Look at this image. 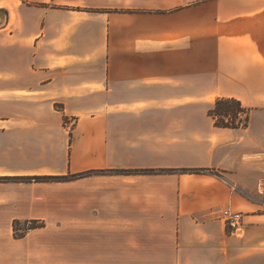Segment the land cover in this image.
<instances>
[{
    "label": "crops",
    "instance_id": "crops-1",
    "mask_svg": "<svg viewBox=\"0 0 264 264\" xmlns=\"http://www.w3.org/2000/svg\"><path fill=\"white\" fill-rule=\"evenodd\" d=\"M0 264H264V0H0Z\"/></svg>",
    "mask_w": 264,
    "mask_h": 264
},
{
    "label": "trees",
    "instance_id": "trees-1",
    "mask_svg": "<svg viewBox=\"0 0 264 264\" xmlns=\"http://www.w3.org/2000/svg\"><path fill=\"white\" fill-rule=\"evenodd\" d=\"M210 115L216 120V126L220 128H241L247 127L249 123L248 112L242 108L240 102L234 99H220L214 107L210 110ZM198 172V171H196ZM127 173H151V171H131ZM36 181H65L68 178H36ZM30 181V179H29ZM22 224L16 223L14 225L15 234L18 238L24 237L25 233H20ZM42 224L33 223L27 230L41 227Z\"/></svg>",
    "mask_w": 264,
    "mask_h": 264
},
{
    "label": "built area",
    "instance_id": "built-area-1",
    "mask_svg": "<svg viewBox=\"0 0 264 264\" xmlns=\"http://www.w3.org/2000/svg\"><path fill=\"white\" fill-rule=\"evenodd\" d=\"M220 218L225 223L231 233L241 234L245 226V216L243 213L225 209L220 212ZM28 227L33 225V222H28Z\"/></svg>",
    "mask_w": 264,
    "mask_h": 264
},
{
    "label": "rangeland",
    "instance_id": "rangeland-1",
    "mask_svg": "<svg viewBox=\"0 0 264 264\" xmlns=\"http://www.w3.org/2000/svg\"><path fill=\"white\" fill-rule=\"evenodd\" d=\"M20 228L22 229V231H20V233H25L26 234L27 232L30 231V230H27V228H28V224L27 223L22 224ZM228 232L231 233L230 231H228Z\"/></svg>",
    "mask_w": 264,
    "mask_h": 264
}]
</instances>
